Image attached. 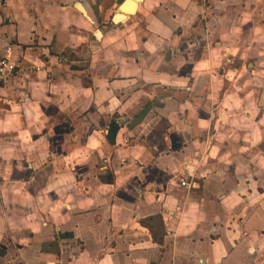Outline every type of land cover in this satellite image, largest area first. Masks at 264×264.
I'll return each mask as SVG.
<instances>
[{
    "label": "crops",
    "instance_id": "obj_1",
    "mask_svg": "<svg viewBox=\"0 0 264 264\" xmlns=\"http://www.w3.org/2000/svg\"><path fill=\"white\" fill-rule=\"evenodd\" d=\"M116 9L0 1V264H264V0Z\"/></svg>",
    "mask_w": 264,
    "mask_h": 264
},
{
    "label": "built area",
    "instance_id": "obj_2",
    "mask_svg": "<svg viewBox=\"0 0 264 264\" xmlns=\"http://www.w3.org/2000/svg\"><path fill=\"white\" fill-rule=\"evenodd\" d=\"M17 71L18 64L12 57V47H8L5 50V55L0 58V85L10 84L15 78ZM181 186L191 189L193 185L186 180H182Z\"/></svg>",
    "mask_w": 264,
    "mask_h": 264
},
{
    "label": "water",
    "instance_id": "obj_3",
    "mask_svg": "<svg viewBox=\"0 0 264 264\" xmlns=\"http://www.w3.org/2000/svg\"><path fill=\"white\" fill-rule=\"evenodd\" d=\"M137 3H140L142 2L143 0H136ZM127 4V0H117V9L116 10H119V12L117 14L114 15L113 17V22L115 23H119L117 22V20L120 18V17H124V14L125 13V10H124V6ZM138 6V5H137ZM137 6H136V9H137ZM132 13H127L129 15H133L135 14L136 10L134 11V8L132 9ZM122 12V13H121Z\"/></svg>",
    "mask_w": 264,
    "mask_h": 264
},
{
    "label": "rangeland",
    "instance_id": "obj_4",
    "mask_svg": "<svg viewBox=\"0 0 264 264\" xmlns=\"http://www.w3.org/2000/svg\"><path fill=\"white\" fill-rule=\"evenodd\" d=\"M105 7L108 9L109 7H110V5H109V2H107L106 3V5H105ZM113 10V9H112ZM112 18V17H111ZM111 19H109V21H110ZM111 22V21H110ZM263 74H264V72H263ZM262 88L264 89V86H262Z\"/></svg>",
    "mask_w": 264,
    "mask_h": 264
}]
</instances>
